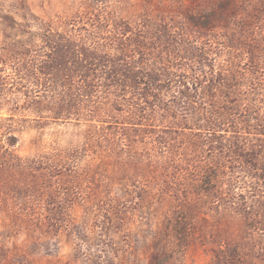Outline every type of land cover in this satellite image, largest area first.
Segmentation results:
<instances>
[{"label":"rangeland","instance_id":"374dc122","mask_svg":"<svg viewBox=\"0 0 264 264\" xmlns=\"http://www.w3.org/2000/svg\"><path fill=\"white\" fill-rule=\"evenodd\" d=\"M0 264H264V0H0Z\"/></svg>","mask_w":264,"mask_h":264}]
</instances>
